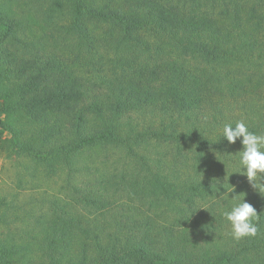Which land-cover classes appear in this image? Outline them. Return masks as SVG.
<instances>
[{
    "label": "trees",
    "instance_id": "1",
    "mask_svg": "<svg viewBox=\"0 0 264 264\" xmlns=\"http://www.w3.org/2000/svg\"><path fill=\"white\" fill-rule=\"evenodd\" d=\"M0 114L59 181L0 193V264H264V198L221 135L264 134V0H0ZM218 183L255 237L229 235Z\"/></svg>",
    "mask_w": 264,
    "mask_h": 264
},
{
    "label": "clouds",
    "instance_id": "2",
    "mask_svg": "<svg viewBox=\"0 0 264 264\" xmlns=\"http://www.w3.org/2000/svg\"><path fill=\"white\" fill-rule=\"evenodd\" d=\"M221 135L228 145H233L239 140L241 147L235 152L239 155V167L233 173L245 177L249 187L264 198V134L249 131L247 123L239 120L234 126L225 124ZM221 188L224 189L223 192L220 191ZM234 188V185L229 187L220 183L214 188L216 199L226 198L232 201L230 211L222 213L230 225L229 235L237 241L255 237L259 231L260 214L245 200V193L242 192V196L235 194L230 197L229 194L234 192Z\"/></svg>",
    "mask_w": 264,
    "mask_h": 264
},
{
    "label": "rangeland",
    "instance_id": "3",
    "mask_svg": "<svg viewBox=\"0 0 264 264\" xmlns=\"http://www.w3.org/2000/svg\"><path fill=\"white\" fill-rule=\"evenodd\" d=\"M2 137L3 140H0V193L15 192L20 200L25 201L31 195L38 197L43 192H56L59 181L44 180L40 175L30 177L23 169L20 159L8 147L9 133L4 132Z\"/></svg>",
    "mask_w": 264,
    "mask_h": 264
}]
</instances>
